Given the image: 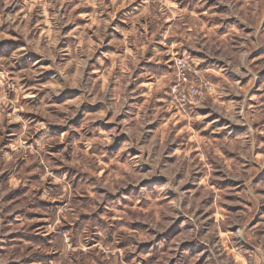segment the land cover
Listing matches in <instances>:
<instances>
[{
    "label": "rangeland",
    "instance_id": "374dc122",
    "mask_svg": "<svg viewBox=\"0 0 264 264\" xmlns=\"http://www.w3.org/2000/svg\"><path fill=\"white\" fill-rule=\"evenodd\" d=\"M153 4L172 10L162 27ZM229 11V0H0V264H264V39L249 48L252 26ZM233 28L248 67L217 46ZM185 50L213 86L191 98L195 115L174 93ZM117 72L124 93L105 111ZM241 102L248 121L232 115ZM66 205L79 214L62 215Z\"/></svg>",
    "mask_w": 264,
    "mask_h": 264
},
{
    "label": "clouds",
    "instance_id": "9594fccd",
    "mask_svg": "<svg viewBox=\"0 0 264 264\" xmlns=\"http://www.w3.org/2000/svg\"><path fill=\"white\" fill-rule=\"evenodd\" d=\"M181 2H184V0H181ZM188 2H191V0H188ZM229 2H230V11H229L228 15L238 16L241 19H244L253 28V31L248 33V36L245 38V43L248 44L249 48L251 47L250 37H257L258 43H259V39H264V0H229ZM237 4H239L240 6L237 7ZM53 7H55V5H53ZM150 7L152 8V11L148 15L153 16L155 21H159V24L162 27L164 18L172 10H165V11L159 12V14H157L158 9H159V5L153 4ZM175 11L177 12V15L180 16L181 19H183V16L180 13L179 9H176ZM57 23L59 24V21H57ZM150 23H152V21H150ZM189 26H190V24H189ZM237 27H239V25H237ZM185 31H187L186 28H185ZM193 31H194V33L198 32L197 29H194ZM149 36H150V34H147V35L141 34V38L139 40H137V43H147ZM240 44H241V41L239 39H237V32H236L235 28H233L230 31L227 39L223 42H219V44L217 46L219 47V46L227 45L229 52L232 53V65H233V67H240V66L248 67V64L246 63V58L248 55V49L247 48H241ZM233 48L235 49V52H232ZM213 51H215V49H213ZM70 54H75V52L70 50ZM190 55L191 54L187 53L185 50V60L178 64L177 71L173 75L172 79L176 80V102L179 104L180 110L184 111L186 115H188V114L195 115L194 109L189 104V99H190V97H194L195 99H200V97L198 95H196V89L207 87V85L201 83V81L199 79L201 73L196 71L195 63H193L190 59H188V57ZM103 63H104L103 59L101 57H97L96 64H103ZM94 66L95 65L90 66V70H91V67H94ZM179 69H186L184 75H187L189 77L190 83L188 86L184 85V83H183L184 76L179 75ZM132 71L135 72L136 69L132 68ZM226 71H227V69H226ZM249 71H252V69L249 68ZM119 75H120V73L117 72L116 76L113 77L114 87L109 90V95L107 96V98L105 100V111L113 110L115 102L117 100H119L120 97L122 96V94L124 93V89L122 87H120V84L122 82L116 78ZM124 76H125V80L123 81L124 83L133 82V80L128 77L127 67H125V69H124ZM177 77H179V78L177 79ZM82 87H84L85 92L90 90V88H91V78L90 77L88 78L87 81L82 82ZM182 88L186 89V91L182 90ZM128 95H131V93H129ZM242 95H243V93H242ZM87 99H88V96L85 95L82 98L81 102H83V100H87ZM121 103H122V101H121ZM134 107H135V105H129L130 110H134ZM243 107H244L243 102H241L240 104L233 105L234 111H233L232 115H234V116L240 115L243 117V119L245 121H248L249 116H248L247 112H237L236 111V109H242ZM142 117H143V114H142ZM113 136H115V133H113ZM132 146H133V144H131V143L126 145V147H132ZM149 148L156 150L157 159H159V155H158L159 143H158V141H153V143L151 145H149ZM147 150L148 149L146 148L145 151H147ZM102 152H103V150H102ZM250 152H251V150L249 149L248 153H246V154H249V159L251 160V159H254V157L250 155ZM72 158L73 159H77V158L80 159L81 161L86 163L89 167L95 168V166H96V158H92L91 160H89L88 157L83 152H80L79 150L73 154ZM140 162L141 161H130L129 163H130L131 167H135L136 164L140 163ZM80 166H84V165L81 164ZM149 175H156V176L159 175V165L158 164L154 165L153 170L149 173ZM129 179H131V178H129ZM250 180H251V178L249 177L245 181V183H247L249 185L248 192L245 193V198L251 197V193L254 190V186H252L250 184ZM65 183H67V181H65ZM175 184H176V181L174 180V178L170 177L169 182L166 185V187L173 188L174 191L179 193L178 197L176 198L174 203L171 205V209H172V211L177 212V214H184L185 209L182 207V201L185 199L186 194L183 192H180L178 187H174ZM99 186H100L99 184L96 185L97 188H99ZM69 191H71V189H69ZM147 191H148V189L145 186L139 190L131 189L128 194L136 195L138 192L140 197L143 198V196L146 194ZM128 194L121 192L120 195L115 198V200L123 199ZM109 199L112 202H115L114 200H112V198H109ZM252 199L254 202L253 207L254 208L258 207L259 201L254 197H252ZM93 203H95V202H93ZM193 206H195V201H193ZM78 214H79V206L78 205H76V206L66 205L64 211L62 212V215H69L70 217H73V216L78 215ZM98 216H99V214H97V217ZM89 223L93 227H95L98 232L101 231V226L99 225L98 219L89 221ZM246 223L247 222H245V224ZM162 226H163V222H161V227ZM75 235L77 238L82 239V240H87V238H88L87 230H85V231L76 230ZM234 235L243 237L244 235H247V233L244 232V228L242 227ZM257 243L259 244V247L256 248V253H257L259 259L261 261H264V241H261V240H259V238H257Z\"/></svg>",
    "mask_w": 264,
    "mask_h": 264
},
{
    "label": "built area",
    "instance_id": "2783aa9c",
    "mask_svg": "<svg viewBox=\"0 0 264 264\" xmlns=\"http://www.w3.org/2000/svg\"><path fill=\"white\" fill-rule=\"evenodd\" d=\"M180 63V62H179ZM178 63V64H179ZM178 64H177V66H178ZM185 71H186V69H179V75H183L184 76V80H183V82H188V76L187 75H184V73H185ZM206 85H207V87L209 88V89H212L213 88V86L210 84V83H205ZM188 85H189V83H188ZM182 90H184L185 91V89H182ZM199 90H200V88H198V89H196V95H198V92H199ZM174 93H175V95H176V88L174 89ZM191 98H193V97H190V99H189V104H193L192 103V100L193 99H191Z\"/></svg>",
    "mask_w": 264,
    "mask_h": 264
}]
</instances>
